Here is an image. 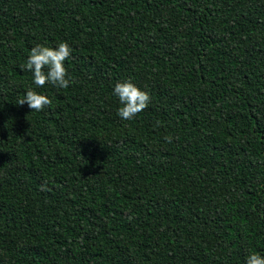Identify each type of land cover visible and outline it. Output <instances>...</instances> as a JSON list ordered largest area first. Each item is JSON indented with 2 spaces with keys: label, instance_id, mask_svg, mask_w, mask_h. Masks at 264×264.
<instances>
[{
  "label": "trees",
  "instance_id": "obj_1",
  "mask_svg": "<svg viewBox=\"0 0 264 264\" xmlns=\"http://www.w3.org/2000/svg\"><path fill=\"white\" fill-rule=\"evenodd\" d=\"M67 42V89L22 70ZM150 94L131 120L118 82ZM31 88L51 106L17 101ZM171 136V142L165 137ZM264 256V0H0V264Z\"/></svg>",
  "mask_w": 264,
  "mask_h": 264
},
{
  "label": "clouds",
  "instance_id": "obj_2",
  "mask_svg": "<svg viewBox=\"0 0 264 264\" xmlns=\"http://www.w3.org/2000/svg\"><path fill=\"white\" fill-rule=\"evenodd\" d=\"M72 54V49L67 42L61 41L55 47L37 44L30 50L29 56L20 67L33 74V82L37 87H43L50 83L57 88L67 89L74 80L69 76L65 67V61ZM114 95L119 98L122 105L118 109V115L123 120H131L142 112L150 103L151 97L147 91L142 90L131 80L118 82L114 87ZM27 104L31 111L40 112L47 106H51L52 100L29 88L25 95L17 101V105ZM171 142L172 137H165ZM246 264H264V256L257 253L248 255Z\"/></svg>",
  "mask_w": 264,
  "mask_h": 264
}]
</instances>
